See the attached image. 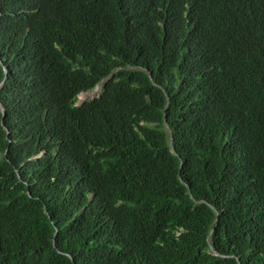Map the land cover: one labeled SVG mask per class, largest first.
Wrapping results in <instances>:
<instances>
[{
  "label": "trees",
  "instance_id": "obj_1",
  "mask_svg": "<svg viewBox=\"0 0 264 264\" xmlns=\"http://www.w3.org/2000/svg\"><path fill=\"white\" fill-rule=\"evenodd\" d=\"M0 264H264V0H0Z\"/></svg>",
  "mask_w": 264,
  "mask_h": 264
},
{
  "label": "rangeland",
  "instance_id": "obj_2",
  "mask_svg": "<svg viewBox=\"0 0 264 264\" xmlns=\"http://www.w3.org/2000/svg\"><path fill=\"white\" fill-rule=\"evenodd\" d=\"M103 84H104V82L99 83L93 90L85 92V93H80L77 96L76 105L79 106L83 102H86L88 100H91V99L98 97L103 90Z\"/></svg>",
  "mask_w": 264,
  "mask_h": 264
},
{
  "label": "clouds",
  "instance_id": "obj_3",
  "mask_svg": "<svg viewBox=\"0 0 264 264\" xmlns=\"http://www.w3.org/2000/svg\"><path fill=\"white\" fill-rule=\"evenodd\" d=\"M96 86H97V85H96ZM96 86H95V87H96ZM95 87H94V88H95ZM94 88H93V89H94ZM93 89H91V90H93ZM91 90H90V91H91ZM82 93H85V92H82ZM78 95H79V94H78Z\"/></svg>",
  "mask_w": 264,
  "mask_h": 264
}]
</instances>
